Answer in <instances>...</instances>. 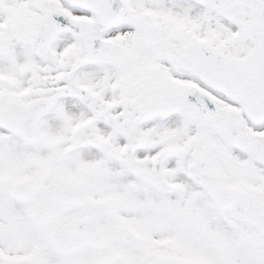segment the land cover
<instances>
[{
  "label": "snow or ice",
  "instance_id": "1",
  "mask_svg": "<svg viewBox=\"0 0 264 264\" xmlns=\"http://www.w3.org/2000/svg\"><path fill=\"white\" fill-rule=\"evenodd\" d=\"M0 264H264V0H0Z\"/></svg>",
  "mask_w": 264,
  "mask_h": 264
}]
</instances>
